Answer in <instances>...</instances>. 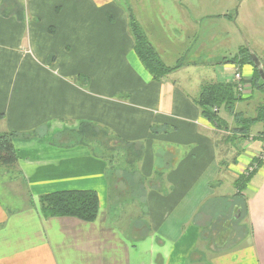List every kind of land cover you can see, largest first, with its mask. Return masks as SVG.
Here are the masks:
<instances>
[{"label":"crops","instance_id":"0c3cea01","mask_svg":"<svg viewBox=\"0 0 264 264\" xmlns=\"http://www.w3.org/2000/svg\"><path fill=\"white\" fill-rule=\"evenodd\" d=\"M129 16L111 0H0V135L29 136L13 141L17 165L0 169V187L20 201L0 198V264H264L263 126L235 140L232 116L220 110L229 129H218L198 105L203 86L236 84L235 56L201 61L211 74L193 76L186 69L197 63H184L156 82L135 53ZM241 71L242 97H259L253 118L263 95L252 88L253 68ZM84 124L125 148L113 155L82 141L86 135L73 129ZM243 143L251 153L237 170ZM122 155L138 178L136 211L119 205L130 187L110 179ZM257 160L241 217L225 206ZM8 183L20 190L12 194ZM73 190L98 194L95 221L43 217L41 196ZM239 217L249 234L230 247L215 249L202 236L214 221Z\"/></svg>","mask_w":264,"mask_h":264},{"label":"rangeland","instance_id":"374dc122","mask_svg":"<svg viewBox=\"0 0 264 264\" xmlns=\"http://www.w3.org/2000/svg\"><path fill=\"white\" fill-rule=\"evenodd\" d=\"M111 1L113 6L124 10L138 21L148 41L164 57L167 63L172 66L177 65L179 61L183 65L184 63L185 65L193 62L197 63V65H190L186 69L187 72L197 73L193 76H200L203 73L211 74L209 69L211 67L202 65L201 61L206 64L216 62L223 57L232 58L239 53L242 47L248 48L251 54H254L260 60L264 68V0ZM20 7L23 10L25 9V6ZM109 17L114 19V15ZM247 89L249 91V87ZM258 102L259 97L256 95L252 102H239L237 108L246 117H251L254 113V110L253 112L251 110L252 108L255 109ZM222 115L227 114L223 113ZM73 130L86 135L85 139L82 138V141H96L95 143H99L107 150L113 151V155H116L114 148L118 150L125 148L119 142L109 144V139L102 132L97 133V130L89 125H76ZM128 152L132 160L135 156L130 151ZM250 153L251 150L244 143L237 147L235 155L239 154V160L237 162L238 166L237 164L234 165L235 169L238 170L242 166L244 163L243 158L250 157ZM127 157L122 155L117 156L116 160L113 159L114 167L110 173V179L113 183L118 182L120 184L121 182V184H124L123 186L130 187L119 194V205L129 211H136L139 204L134 203L132 193H136L134 187L138 178L134 172L125 169L126 164L129 162ZM4 178L6 177L4 176ZM131 181L135 182L130 184ZM20 187V184L8 183L5 185V188L14 195L16 190H20ZM225 191L231 192L233 189L229 191L226 188ZM0 198L9 205L16 206L20 203V201H15L10 193H5L1 187ZM239 212L242 217L243 211L241 208ZM224 214L228 216V212ZM240 219V217L237 220L221 218L219 222L216 220L212 223L211 228L209 227L206 232H203L202 236L209 238V245L215 247V249L230 247L236 240L238 241L249 234L245 221L241 220L238 223ZM134 227L135 234L140 237L143 230L142 224L137 222ZM242 243L240 242V245ZM204 259L207 260L208 258Z\"/></svg>","mask_w":264,"mask_h":264},{"label":"trees","instance_id":"16d2710c","mask_svg":"<svg viewBox=\"0 0 264 264\" xmlns=\"http://www.w3.org/2000/svg\"><path fill=\"white\" fill-rule=\"evenodd\" d=\"M129 30L135 42V53L154 81L161 82L167 75L183 67L180 61L174 67H168L163 62L143 33L138 21L132 15L129 16ZM230 62L241 69L244 65H250L254 69L251 80L252 88L263 95V100L256 109V115L251 118L236 111V105L248 99L242 97L241 93L238 92L237 84L234 83H212L203 86L198 99L202 115L216 128L228 130V124L220 118L219 114L220 110L226 111L234 120L233 137L235 140L249 137L253 126L260 123L263 129L258 137L264 140V81L255 66L251 51L242 47ZM20 136L29 137L16 133L0 135V169L9 170L17 165L19 159L13 141ZM255 164L259 165L260 162L257 160ZM254 173L255 170L253 172L248 171L236 179L234 187L237 193L233 203L226 204L225 209L230 210L235 206L242 209L243 215L248 211L247 201L243 193ZM39 206L45 218L71 217L84 222H93L97 219L100 202L95 191L73 190L41 196Z\"/></svg>","mask_w":264,"mask_h":264},{"label":"built area","instance_id":"2783aa9c","mask_svg":"<svg viewBox=\"0 0 264 264\" xmlns=\"http://www.w3.org/2000/svg\"><path fill=\"white\" fill-rule=\"evenodd\" d=\"M234 72H235L234 79H235V82L237 84L238 92L242 93V91H243V75H242V71H241V69L239 67H236ZM259 159H261V160L264 159V154H262ZM256 168H257V164L251 166L249 168V172H253L254 170H256Z\"/></svg>","mask_w":264,"mask_h":264},{"label":"water","instance_id":"95a60500","mask_svg":"<svg viewBox=\"0 0 264 264\" xmlns=\"http://www.w3.org/2000/svg\"><path fill=\"white\" fill-rule=\"evenodd\" d=\"M252 57H253L255 66L258 68L260 76L262 80L264 81V68L262 67L260 60L254 54H252Z\"/></svg>","mask_w":264,"mask_h":264}]
</instances>
